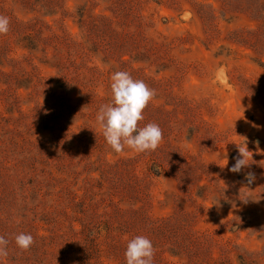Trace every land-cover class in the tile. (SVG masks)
Returning a JSON list of instances; mask_svg holds the SVG:
<instances>
[{"label": "rangeland", "instance_id": "374dc122", "mask_svg": "<svg viewBox=\"0 0 264 264\" xmlns=\"http://www.w3.org/2000/svg\"><path fill=\"white\" fill-rule=\"evenodd\" d=\"M0 15V264H126L138 235L154 264H264V0H0ZM117 71L156 91L139 122L163 130L154 152L117 154L97 123Z\"/></svg>", "mask_w": 264, "mask_h": 264}, {"label": "clouds", "instance_id": "9594fccd", "mask_svg": "<svg viewBox=\"0 0 264 264\" xmlns=\"http://www.w3.org/2000/svg\"><path fill=\"white\" fill-rule=\"evenodd\" d=\"M9 31V18L0 15V35H7ZM218 75L226 78L227 74L223 67L218 70ZM111 81L113 100L111 103L101 105L96 116L107 144L117 154H123L126 147L137 153L156 151L163 142V130L156 123L139 126V122L144 120V110L155 98L156 91L143 80L133 79L126 71L115 72L111 76ZM236 145L239 155L230 170L233 173H240L250 166L249 160H252L253 152L249 151L246 140L244 144ZM245 179L251 184L255 180V174L248 172ZM241 200L244 203L248 202L247 198ZM15 242L24 252L29 251L35 243L33 236L26 233L16 235ZM8 243L4 236H0V258L8 256ZM155 253L152 241L146 236L138 235L127 244L126 264H154Z\"/></svg>", "mask_w": 264, "mask_h": 264}]
</instances>
